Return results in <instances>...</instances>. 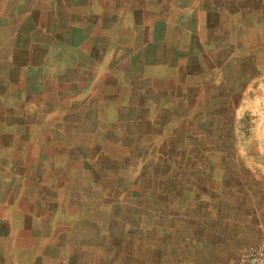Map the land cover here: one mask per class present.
Returning <instances> with one entry per match:
<instances>
[{"label":"rangeland","instance_id":"1","mask_svg":"<svg viewBox=\"0 0 264 264\" xmlns=\"http://www.w3.org/2000/svg\"><path fill=\"white\" fill-rule=\"evenodd\" d=\"M161 1L0 0V264H91L90 255L93 264H114L115 245L139 234L127 235L128 221L135 227L141 220L164 225L145 235L150 245L135 241L132 257L119 256L117 264H230L256 226L264 229V0H222L216 17L202 14L212 26L208 54L198 55L189 70L164 73L144 70L140 55L128 63L122 57L124 47L140 46ZM182 1L193 0H165V7ZM138 19L143 24L135 25ZM9 61L24 65L22 72L12 74ZM146 73L158 74L163 90L143 94L144 102H155L149 115L158 110L161 116V134L145 136L156 145L144 164L132 159L125 161L134 167H117L138 142L129 136L124 147H108L116 160L98 166L89 156L99 147L88 142L109 138L103 127L118 124L112 119L129 83L139 85ZM9 76H19L17 83ZM81 88L96 92L94 112L85 113L86 101L66 114ZM141 96L139 90L136 99ZM28 115L35 117L19 119ZM135 127L122 124L119 132ZM100 168H114L127 181H101ZM95 178L98 184L90 185ZM133 181L138 190L123 192ZM178 181L192 192L175 201L174 215L167 199L165 210L140 215L142 185L179 192Z\"/></svg>","mask_w":264,"mask_h":264},{"label":"crops","instance_id":"2","mask_svg":"<svg viewBox=\"0 0 264 264\" xmlns=\"http://www.w3.org/2000/svg\"><path fill=\"white\" fill-rule=\"evenodd\" d=\"M221 1L222 0H215L214 2H210V0H193L192 2L189 3H183L182 2H178L177 7L174 5L172 8L169 7L170 4H168L167 7H165V0L161 1V6L160 9L158 8L157 11L155 10L154 12V19L152 21H148L145 23L146 29L147 31L144 32V35L142 36V42L140 44V46L138 47H129V50L124 47V51L122 52V55L124 54L125 57V61L128 62H132V57L131 55H140L141 58H143V69L144 70H149V71H162L164 73L165 68H171V67H183L181 69H187L189 70L190 68H192L193 66H196L195 64H197L198 62H196L197 56L198 55H203L206 56L208 54L209 48H210V38H211V31H212V26H211V22H210V16L212 18L216 17L222 7H221ZM228 5V4H227ZM218 9V10H215ZM215 10V12H214ZM202 14H206L207 16H209L207 19L203 18L204 16H201ZM199 15V16H198ZM206 22H208L210 24V30L208 34H204L202 33V29L201 28H205ZM135 25H141L143 24L142 20H137L134 22ZM202 26V27H201ZM170 29H173L172 31ZM101 36V35H99ZM208 41V42H207ZM123 48V47H122ZM97 51L100 52V47H97ZM21 54V53H20ZM121 53L117 54V50L115 52L114 57L112 58V64L117 65V60L119 59L118 57L120 56ZM180 55V57H185L186 60L185 61H175L172 58V55ZM119 55V56H118ZM184 62V63H183ZM10 63V61H9ZM180 64H182L180 66ZM8 66H10V68L12 69V74L15 73L16 69L19 72H22L24 65H22L20 62L16 63V62H12L10 63ZM81 68L85 69V70H89V68L84 65L81 66ZM79 67V68H80ZM10 77V76H9ZM146 79H142L140 80V84L139 85H134L133 83H129V87H130V92L128 94L127 99H125L122 103L120 102L119 105V109L116 112V116L114 117V119H112V121H116L118 120V124L112 125L109 124L108 126H104L103 128H109V130L111 131V135L109 136L108 139H105L104 141H99V140H92V142H88V144H95L97 145V147H99V149L97 150V152L92 155L89 156L91 158V160H93L94 162L98 163V166L100 167H104L101 164V160L102 159H107V160H114L115 157L113 156V152L108 150V147L113 144L115 146H119V147H124L123 145L125 144L126 138L133 137V138H137V143H133L131 144L126 150L128 155H126V159H124V157L122 158V162L117 164V167H124V168H130V167H134V165L136 164H131L130 162L126 163L125 160H132L135 159L138 163L140 164H144L149 157V153L150 147H153L156 145L155 140H145V136L146 133L149 131H151V135L153 136H158L159 134H161V131L159 130V125L161 126L162 121H161V116H159V112L157 110V112H155L153 115H149L148 113V107H153L155 105V102L153 103V101H147L144 102V95L145 91H147L148 93L152 94V93H156V92H163L162 88H159V86L157 85L156 79L158 78V74H154V73H146V76H144ZM11 78V77H10ZM19 78V76H18ZM18 78L16 80H7L9 83H13V85L15 83H17ZM143 78V77H142ZM73 81H75L74 79H72ZM68 81L71 83H79L80 81ZM87 81V80H85ZM64 82V81H63ZM145 82V83H144ZM44 86H41V90H43L45 88V83H43ZM134 87H139V88H135ZM40 88V87H39ZM136 92H134V90ZM139 90L140 93L142 94L141 99H136L137 94H139ZM35 92L34 88H30L27 93H25V96L28 97L31 95H33ZM96 92L94 90H89V88H81L76 90V92L72 95L71 99L72 102L70 104V106L67 109V113L69 114L70 111L73 109V107H75V102H79L80 105L82 104H86V101L88 103H90L91 108L87 107L86 112L85 113H89V112H94L92 104H91V100H99V98H97ZM117 94V93H116ZM193 97V96H192ZM105 98V97H104ZM151 102L152 105H149V103ZM157 102V101H156ZM149 105V106H148ZM154 109V108H152ZM129 111H137L138 114L136 115H126V113H128ZM152 111V110H151ZM34 115H28L26 116H21L19 119H24V118H29L33 119ZM35 117V116H34ZM99 117V116H98ZM37 118V117H36ZM111 123V122H110ZM122 124H126V125H136L137 127H135V129L131 130V131H125V129L122 132H119L120 130V126H122ZM120 125V126H118ZM144 125H148V126H152V128L145 130ZM157 129H154V128ZM99 128L101 129V126L99 125ZM147 131V132H146ZM5 132H3L4 134ZM107 143V145H106ZM109 143V144H108ZM86 144V143H85ZM87 145V144H86ZM85 148V145L83 147V149ZM87 150V149H86ZM116 160V159H115ZM144 162V163H143ZM144 166V165H143ZM101 169V168H100ZM105 169V170H103ZM101 169V171H99V178H101V181H106L107 179H112V178H116L118 180H121L123 178L117 177V175H115L114 173V168L111 170H106V168ZM203 176L206 179L208 178L207 174H203ZM103 179V180H102ZM127 181L126 179H123V183ZM99 180H97L96 178L91 182L90 185L93 184H98ZM136 181L130 182L127 184L126 188L123 190V192H130L132 190L133 184ZM183 183V182H182ZM183 184H187V183H183ZM195 186H193L194 189ZM180 190L179 192H175V191H168V192H163L160 191V188H157V191L155 192H149L148 189H145V186H141L140 188V198L142 199L141 201V207L140 210V215L145 216L147 215V213L144 210H150L152 212H159L160 210H165V207L162 206L161 201H165L166 199L169 201V206H168V212L169 215H174V212L178 211L180 209V203L175 202L178 201L179 199H181V195L186 194L188 192H192L191 191V186L189 187H184L182 186L181 182L178 181V187ZM187 188V189H185ZM113 190V189H112ZM111 190V191H112ZM138 189H133L131 192H136ZM195 192V191H194ZM194 194V199H201V192H195ZM199 193V194H198ZM114 196V195H113ZM133 198V197H131ZM151 200V201H149ZM149 201V202H148ZM147 203V207L146 209L144 208V206ZM161 206H160V204ZM144 205V206H143ZM151 205V207H150ZM162 207V208H161ZM137 210V209H136ZM145 212V213H144ZM129 225H128V229H125L127 232V235H131L133 236V232H136V230H139V234L141 233V236H139V234L137 235V237L131 238L130 237V242L126 241L125 245L123 246H119L117 247L115 245V248H117V250L115 249V253L114 255L112 254L110 256L111 260H113L114 264H117L118 262V258L119 256H122V260L124 262H127V259H130V257H132L133 255V244L136 242H140L142 244V246L145 244L146 246L149 244L150 245V240H148L147 238H144L145 235L148 234V232L150 231H157L159 228L163 227V222L164 221H152L151 224H144L143 220L140 221V224L137 226L135 225V227L131 224V221H128ZM256 227H258L259 229L257 230V234L255 236V234L253 232H251V236L248 237L247 241H250V244L259 242L261 240L264 239L263 237V232L264 229H260L261 225H257ZM134 228V230H133ZM143 234V236H142ZM139 239V240H137ZM140 243L138 245V248L140 247ZM248 245V246H249ZM130 247V249H129ZM132 248V250H131ZM247 248V247H246ZM245 248V249H246ZM120 250V251H119ZM85 251V250H84ZM118 253H117V252ZM124 251V252H123ZM245 251V250H244ZM243 251V252H244ZM83 252V251H82ZM83 254V253H82ZM243 254V253H242ZM241 254V255H242ZM240 255V256H241ZM91 258L89 260V262L91 264H93L95 262V259L92 255H90ZM210 257V256H209ZM74 257H71L70 260H72ZM109 258V262L110 261ZM157 258L159 259V255L157 254ZM206 259V257H205ZM117 261V262H116ZM120 262L121 259H120ZM213 262V258L211 256V260L208 261V263H212Z\"/></svg>","mask_w":264,"mask_h":264},{"label":"built area","instance_id":"3","mask_svg":"<svg viewBox=\"0 0 264 264\" xmlns=\"http://www.w3.org/2000/svg\"><path fill=\"white\" fill-rule=\"evenodd\" d=\"M230 264H264V239L250 244L243 254Z\"/></svg>","mask_w":264,"mask_h":264}]
</instances>
